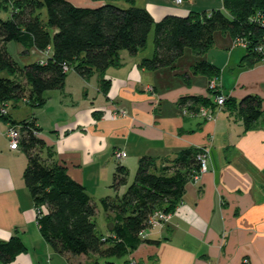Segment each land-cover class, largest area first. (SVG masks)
I'll list each match as a JSON object with an SVG mask.
<instances>
[{"label": "crops", "instance_id": "0c3cea01", "mask_svg": "<svg viewBox=\"0 0 264 264\" xmlns=\"http://www.w3.org/2000/svg\"><path fill=\"white\" fill-rule=\"evenodd\" d=\"M70 1L76 6L97 4ZM210 3L139 0L137 6L159 21L166 15L222 8V0ZM148 44L136 55L120 51L121 64L107 68L103 76L110 83L106 94L97 74L86 79L68 71L62 89L44 93L42 106L9 101L6 114L0 113V239L17 234L26 247L12 264H122L128 259L140 264H264V63L242 65L244 48L217 31L212 46L202 55L185 49L172 67L149 70L140 62L153 55V33ZM23 49L15 42L12 50L22 65L44 61L51 54L49 49L34 47L22 54ZM199 60L218 67L214 79L226 97L239 101L257 95L262 99L263 114L255 128L244 130L228 106L216 109L212 119L182 115L177 102L183 96L214 100L207 88L210 78L191 73V66ZM115 105L128 116L109 119L108 112ZM30 119L41 129L37 135L54 147L69 176L96 203L116 193L110 184L117 165L128 170L126 185L117 191L124 192L143 155L155 156L159 162L184 148L205 149L207 169L186 183L172 219L147 232L146 237L159 240L158 244L141 243L126 258H98L97 262L91 255H61L39 232L36 209L22 178L26 155L20 148L9 147L6 134L12 121L18 125ZM114 151L126 155L116 160ZM106 226L104 235L111 229L107 219Z\"/></svg>", "mask_w": 264, "mask_h": 264}, {"label": "trees", "instance_id": "16d2710c", "mask_svg": "<svg viewBox=\"0 0 264 264\" xmlns=\"http://www.w3.org/2000/svg\"><path fill=\"white\" fill-rule=\"evenodd\" d=\"M89 1L97 4L0 0V12L8 14L6 18L0 17V73H6L0 75V106L21 100L31 107L42 106L46 101L44 93L62 89L68 71L86 79L97 74L100 89L106 94L110 84L103 77L106 69L121 64L120 51L136 55L144 49L151 32L153 55L140 62L149 70L172 67L185 49L202 55L212 46L217 31L228 34L232 41L246 42L242 65L251 66L261 59L255 46L264 34V26L253 16L264 14V0H222V8L190 11L186 16L166 15L159 21L146 8L136 6L135 0H120L127 7L112 3L117 0ZM10 42L20 43L24 48L22 54L32 47L40 51L49 49L51 54L44 61L22 65L7 50ZM65 65L68 70H64ZM191 73L204 74L211 80L218 76L219 69L199 60L191 66ZM209 92L214 96L220 91ZM177 105L180 110L186 107L193 112L199 106L216 104L211 97L188 95L179 98ZM223 105L242 121L244 130L255 128L263 114L262 99L257 95H247L239 101L226 97ZM17 124L20 149L27 158L22 178L36 209L39 232L61 255H91L97 262L98 258H126L141 243L158 244L159 240L141 238L140 231L148 227L154 211L176 209L182 202L186 183L199 170L198 148L181 149L172 158L159 162L155 156L143 155L137 161L132 181L118 194L120 187L126 185L128 170L117 165L110 184L116 193L99 199L111 224L109 234L104 235L97 231L92 219L98 210L97 203L81 183L69 176L54 147L36 135L41 129L33 119ZM25 250L17 234L0 239L2 264H12Z\"/></svg>", "mask_w": 264, "mask_h": 264}, {"label": "built area", "instance_id": "2783aa9c", "mask_svg": "<svg viewBox=\"0 0 264 264\" xmlns=\"http://www.w3.org/2000/svg\"><path fill=\"white\" fill-rule=\"evenodd\" d=\"M180 1V0H178ZM253 20L257 21L258 23H260L262 26H264V14H258L253 16ZM236 43L242 44L244 47L246 46V42L242 39H237L234 40ZM255 50L257 52H259L261 54V59L260 61L264 63V34L260 40V42L255 46ZM64 70H68V66H64ZM208 89L211 91H220L217 88V84L215 82V79H211L208 82ZM226 96L224 94H222L221 92L217 93L214 95V102H215V107H222L224 102H225ZM199 110L196 111H188L186 109V107H183L181 109L183 115H200L202 116L204 119H212L213 115L212 112H209L205 106H199ZM6 108L2 107L0 108V113L1 114H6ZM126 112L124 110H117L114 111V114L110 115L111 118H115V115H125ZM7 138H8V142H9V147L11 149H19L20 148V137L21 134L19 132V126L16 125H10L7 129ZM38 134V132L36 133V135ZM120 154V155H119ZM118 156H125L126 154L124 152L119 153ZM198 159L200 161L199 163V170L198 172L194 175V178H197V176L199 175V173L206 171L207 169V164H206V159H207V151L205 149L201 150V153L198 155ZM169 217L170 214L166 215L165 212H163L162 210H156L154 211L148 219V227L145 229H142L139 233L141 238H145L147 236V232L149 231V229H151L152 227L155 226H161L166 224L169 221ZM246 263V261H244ZM122 264H140L137 260L135 259H128L127 262L122 263Z\"/></svg>", "mask_w": 264, "mask_h": 264}, {"label": "rangeland", "instance_id": "374dc122", "mask_svg": "<svg viewBox=\"0 0 264 264\" xmlns=\"http://www.w3.org/2000/svg\"><path fill=\"white\" fill-rule=\"evenodd\" d=\"M174 2H176V3H181V2H183V1H185V0H180V1H178V0H173ZM208 1H211V5L212 4H216V1L218 2L219 0H208ZM112 3L113 4H115V5H117V6H119V7H127L128 6V4L127 3H125L124 1H120V0H117V1H112ZM138 3H139V0H136L135 1V5L137 6L138 5ZM209 4V3H208ZM210 5V6H211ZM211 8H204V9H199L200 11H209ZM200 11H198V12H200ZM8 16V14L7 13H4V12H0V17L1 18H6ZM151 37H152V33H150V36H149V41H148V46L149 45H151L150 44V39H151ZM232 44L233 45H236V46H241V47H243L244 48V50H245V47L242 45V44H239V43H236L235 41H232ZM14 45H15V42H10L9 43V46H8V48H9V51L11 52V54H12V56H13V58H15V60H17L20 64L22 63L21 62V60H20V58L15 54V53H13V51L15 52V50H14ZM13 50V51H12ZM259 62H261V61H259ZM6 73H4V72H1L0 73V75H5ZM211 79H214V77H212ZM210 81V80H209ZM100 86V85H99ZM19 102H24V103H26L24 100H21V101H19ZM6 104L8 105V103L6 102V103H4V104H2L1 106H0V108H2V107H5L6 108ZM223 106H226V105H223ZM222 106V107H223ZM199 108L200 107H198L197 109H196V112L199 110ZM205 108L209 111V112H212V115L214 116V111L216 110V109H218V108H220V107H209V106H205ZM119 109H121V110H124L125 112H126V114L125 115H115V118H111L110 117V115L112 114H114V111H116L117 112V110H119ZM21 111V110H20ZM181 113H182V111H181ZM182 115H183V113H182ZM126 116H128V113H127V111L125 110V109H123V108H119L118 106H116L115 105V107L113 108V109H110L109 110V112H108V118L109 119H111V120H115V119H118V118H120V117H126ZM186 116H188V115H186ZM192 116H198L197 114H194V115H192ZM200 116V115H199ZM202 117V116H201ZM213 118V117H212ZM16 126H19V125H16ZM119 153H121V151H114L113 152V157L116 159V160H118V159H120V158H122L123 156H118V154ZM120 155V154H119ZM193 179H195L194 177H193ZM178 208V206L176 207V209ZM97 213L94 215V217L92 218L93 220H94V222H95V224H96V229H97V231L98 232H101V233H106L107 232V226H106V216H105V212L103 211V209L101 208V206L99 205V201L97 202ZM174 210L173 212H165L166 213V215L168 214H170V217H169V221L172 219V217L177 213V210ZM164 212V211H163ZM168 221V222H169ZM0 264H2L1 263V261H0Z\"/></svg>", "mask_w": 264, "mask_h": 264}]
</instances>
